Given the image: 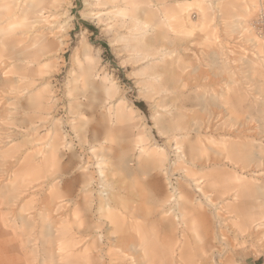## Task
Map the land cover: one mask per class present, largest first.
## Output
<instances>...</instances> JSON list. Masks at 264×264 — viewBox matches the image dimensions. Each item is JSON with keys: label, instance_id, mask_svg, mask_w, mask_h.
<instances>
[{"label": "rangeland", "instance_id": "obj_1", "mask_svg": "<svg viewBox=\"0 0 264 264\" xmlns=\"http://www.w3.org/2000/svg\"><path fill=\"white\" fill-rule=\"evenodd\" d=\"M205 99L216 101L217 117L206 115ZM210 120L212 132L205 129ZM177 123L186 127L176 131ZM199 126L210 155L218 146L212 142L232 138L222 134L225 126L246 135L251 152L243 176L252 192L217 200L225 206L220 217L201 198L205 221L189 226L181 241L166 231V214L154 211L156 198L144 186L138 214L150 208L145 216L153 222L137 217L147 240L132 252L135 263L264 264V0H0V264H66L56 245L63 236L53 234L68 224L69 236L76 234L75 213L81 229H91L86 245L96 239L103 254L67 264H131L130 250L119 258L118 246L97 232L112 231L97 213L117 212L120 161L135 171L137 162L163 152L161 194L181 184L199 201L192 178L204 182L210 168L189 162L190 169L180 168L178 148L199 144L193 130ZM52 138L68 167L53 181L28 185L13 177V167L4 169L3 158L14 150L34 152ZM224 178L216 176L215 185L237 182ZM50 189L60 197L50 201ZM109 189L116 199H108ZM215 233L226 241L214 240ZM83 242L73 246L75 254Z\"/></svg>", "mask_w": 264, "mask_h": 264}, {"label": "bare ground", "instance_id": "obj_2", "mask_svg": "<svg viewBox=\"0 0 264 264\" xmlns=\"http://www.w3.org/2000/svg\"><path fill=\"white\" fill-rule=\"evenodd\" d=\"M200 104L202 105V107H204V111L208 117H214L215 113L217 112L216 109L218 108V105L216 104V101L214 99H211V100L205 99V100L201 101ZM225 104H226V102H225ZM228 109H229V107L227 106L226 110H228ZM175 113H178V112H175ZM180 115H183V114L180 113ZM177 117H179V116H177ZM179 122H181V119ZM227 122L228 121H226V124H225L226 126L228 125ZM37 125H40V123ZM175 125L173 124V126H175ZM214 125H215V123H213L210 120L206 124V126H205L206 128L205 127L204 128L210 129V131L212 132L211 128ZM221 125H217V126H221ZM184 126H185L184 123H180V124L176 125L177 128L175 130L179 131L182 128H184ZM225 127L222 130V132H223L222 134H224L225 136L226 135L231 136L232 140L230 138L225 139V140L222 138H219L217 142H216V140L214 143L212 142V144L218 145L216 148H213L214 149V155L208 154L205 146L202 147L200 144L201 141H203V139L200 140L198 138L200 133H201L200 129H202L200 126L197 127L196 129H193L194 131H196V132H194L195 133L194 134L195 139L196 138L199 139L198 141H196V140H194V141L198 142L200 144L201 148H203V149H201V148L197 149V146L199 144H196L195 142L187 144V146L180 145L178 147L181 150V155L179 156L180 168L190 169V167H185V164L187 162H189L191 164H198L199 163L200 165L203 166V168L204 167H207V169L210 168L208 171L205 172V174L201 175V177H204V180H205L204 182L203 181L201 182V181H198V179L192 178V181L194 182L195 191L197 192L195 197H199V199H200L199 201H196V202H195V199L192 197L191 192L189 190L185 189L181 184H177L175 187H172V189L168 195H166V194L162 195L161 194V188H159L158 180H159V174H160L161 168L164 166V164H166L165 163L166 162V155L163 152L159 153V150L154 151L152 153V157L146 158L141 162H137V168L135 170L137 173L136 175H141V176L147 175L145 180L148 182L147 183L144 181V183L143 182H141V184L139 183L141 186L140 188H139V184H137L135 182L136 175L131 180H129V181L127 180V178L132 174V172H135V171H133V169H130L128 167L126 159L121 160L120 165H119V168H120L119 171H120L121 179L119 181L120 183H119L118 198L112 197V194H115V193L113 191V193L110 194L111 189H109V191L107 190V192H106L108 195V199L113 200V198H115V199L117 198L115 201L116 206L114 207L117 212L111 213V211L107 210L106 214L97 213L98 219L106 220L105 221L106 223L113 226L112 231L104 233V230H98L97 232H98L99 239H103L104 243L109 245V246L110 245L118 246L120 253L123 255V256L119 257L121 259L126 258L127 255L125 254V251L128 252L130 250L131 252H128V256H130L132 259L131 264H137V263H135L134 256H132V252L134 253L136 246L142 247L146 243V242L140 243L145 239L147 240L144 233H141L142 227L144 226L143 225L144 220L147 222L150 219H152V222H153V218L145 216V215L150 214L149 212H147L148 210H150V208L145 209V211L141 212L144 220L143 219L137 220V217L140 216L141 214L140 213L138 214L139 205H137V203H136V197H138V195L140 197V195H141L140 191L144 189V186L150 187L149 193H151L156 198L158 205L154 208V211H158V213L166 214V216L164 215L161 218L162 221L166 220L165 221L166 222L165 226L167 227L166 231H168L170 233V235L173 237L178 235L179 237H181V239H182L181 241L184 240L185 232L189 226H191V227L195 226L196 225L195 222L197 220H200L201 218H202V220L205 221V219H203V217L199 214L201 209H199L198 206L201 204V202H200L201 198L206 201V204L208 206H210L211 208L214 209L213 216L215 215V217H220L221 216L220 210L225 206L222 204L219 207H217L216 205H219L217 200H221L222 202H225V200L228 198H232L231 200H234V198H236L237 201H239L244 195H249L252 191L249 193L248 192L249 187L246 188L247 185H245V182H244L245 178L243 176V174H244L243 169L247 167V161L249 160L248 154H250L251 149L248 145L247 140L244 137L246 135L240 134V136H239V134H237L235 132L236 130H234L233 128H231V127L225 128ZM215 128H217V127H215ZM173 130L174 129H172V131ZM189 130H191V129H189ZM32 132H34V131H32ZM182 132H185V131H182ZM237 132L241 133L240 131H237ZM28 133H30V132H28ZM176 134H178V132L175 133V135ZM237 136L239 139L234 140V138ZM189 137H191V136L189 135ZM210 139H211V137H210ZM54 140L55 139L52 138V140L50 142L45 143V146H41L39 149L34 148V152H29L27 154H25L26 150H24L22 154L17 153L18 150H14L13 154H8L7 156H5L3 158L2 164L5 167L4 169L10 170L13 167L14 169L11 170L13 177L16 179H20V180H18L19 182L21 181V182H24L25 184H28V185L30 183L36 182L39 179H42V182L43 181H46V182L53 181L54 179H56V175L58 173H64L68 169V167H66L62 164V160H60V158L58 156L57 143ZM249 142H250V140H249ZM94 145H95V143H94ZM31 148H33V147L31 146ZM0 158H2V157H0ZM70 158H71V154H70ZM8 159H10V160L8 161ZM102 160L103 159H101L100 161H102ZM100 161H98V163ZM71 163H72V161L70 159V165H71ZM200 168H202V167H200ZM156 169H159V171ZM32 170H36V171L30 178H28L26 176H19L21 173H24L26 171H32ZM101 170H102V168H101ZM100 173H101V175L103 174L102 171ZM76 174H77V171H73V172L70 171V176L74 177ZM216 176L217 177L218 176H221V177L225 176L226 178H224V179H226V180L228 179V177L232 176V177H235V179H237V182L236 183L235 182L233 183V181L231 183L227 182V184L223 185L222 187H219L218 185H215L218 183V181H215ZM191 177L192 176H190L189 178H191ZM251 181H253V180H251ZM83 182H84L85 186L90 183L87 178L83 179ZM251 187H252V185H251ZM15 190H17V189H15ZM17 191H19V190H17ZM249 191H250V188H249ZM19 193H20V191H19ZM58 194H59V191H55V190L50 189L49 194H48V199H50V201H54L55 198L60 197V195H58ZM19 196H20V194H19ZM10 199H12V198H10ZM135 203H136V205H135ZM95 204H96V202H95ZM90 205H92V204H90ZM225 205L231 206L230 204H225ZM104 206H106V208H107V206H109V204L104 203L103 207ZM216 207L219 209H216ZM101 209L102 208L99 206L98 210H101ZM103 211H105V210L103 209ZM75 216L77 217V219L73 218V220L77 226L75 233L79 234L78 236L76 234L69 236V234H70L69 230H71L70 228L72 227L71 224H68L67 226L61 227L60 231H57L56 234H53L54 239H56L57 235L63 236V237L58 239L59 243H56V245L58 247V250L60 251V255L65 259L66 264L68 262H73L77 257L78 258L83 257L84 260L85 259L96 260L95 258H97V256H100L103 254L102 253L103 248L100 245V248L98 249V246H97L98 244H97L96 239H94L92 241L91 245H89V246L86 245V241L88 240L87 237L89 236V234H87V233H89L91 231V229H89V228L88 229H81V227H80L81 223L78 222L79 217L76 215V213H75ZM158 217H155V219H157ZM45 224L46 223H44V225ZM150 225H151V223H150ZM99 227L100 226H96V229H98ZM47 228L49 229V225ZM205 229L207 232L208 227L205 226ZM240 230L243 232L245 230V228H241ZM84 232H86L85 234H87V235L81 236L82 233H84ZM109 233H111L112 235H109ZM224 235L225 234H223V233H218V234L215 233L214 240L216 239L219 241H221V240L226 241V238ZM49 239H50V237H49ZM81 240H84L83 246L81 248H79L80 249L79 254H75V252H73L72 248L75 244H77ZM43 241H45V240H43ZM50 241H51V239H50ZM48 242H49V240H48ZM46 244H48V243H46ZM147 244H148V242H147ZM42 245H44V244H42ZM208 245L211 247L213 246V244H211V245L208 244ZM69 248H70V253H68ZM175 250H176V248H175ZM46 251H48V249ZM145 252L146 251L144 250V253ZM146 255H147V253H146ZM47 257H49V259H50L49 253H48ZM80 261H83V260L78 259V262H80Z\"/></svg>", "mask_w": 264, "mask_h": 264}]
</instances>
